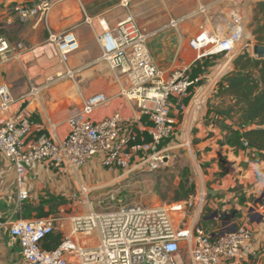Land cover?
I'll return each instance as SVG.
<instances>
[{
    "label": "crops",
    "instance_id": "obj_1",
    "mask_svg": "<svg viewBox=\"0 0 264 264\" xmlns=\"http://www.w3.org/2000/svg\"><path fill=\"white\" fill-rule=\"evenodd\" d=\"M38 1L0 0V36L14 45V50L7 57L0 56V85L8 84L13 97L9 115L32 120V139L36 140L43 134L63 138L68 133L70 117L83 108L87 98L102 92L109 100L96 107L93 120L119 113L124 119V129L135 141L150 140L149 119L141 115L135 101L122 94L129 85L128 79L102 57L100 36L103 29L99 17H105L114 27L126 16L132 15L148 34L147 43L158 67L170 75L178 67L189 66L190 77L195 80L185 98L186 108L183 111L177 106L172 109L179 133L168 142V146L162 148L170 151L190 145L194 139V146L209 170L227 171L219 178L213 177L211 172L206 179L210 184L207 185V203L211 209L206 217L216 210L223 216L235 213L231 222L240 224L251 215L250 222H246L253 229L252 240L238 257L221 264H264V253L261 251L264 217L258 221V215L251 213L248 181L247 177H243V153L227 143L217 142V137L223 138L226 130L221 127L224 119L220 120L213 109L214 103L218 105L221 102L217 96L219 82L225 73L233 69V59L239 52H222L198 58L197 50L190 44L191 39L203 31L209 34L227 33L231 23L228 10L235 8L245 24L243 50L251 51L253 55V46L257 42L251 23L253 4L257 1L129 0L127 6L123 4L125 0H53L48 25L38 17L19 21L17 7ZM174 19L179 21L176 27L171 25ZM51 32H72L76 36L80 47L70 55L69 60L63 61L56 44L49 40ZM19 43L21 46H18ZM60 74L64 76L57 78ZM31 81L40 88L37 95L29 92ZM143 168L141 163L130 171L109 169L104 166L100 155L93 156L82 167L60 165L52 159L39 160L27 165L25 177L30 195L20 201L15 166L0 152V264H19L23 260L20 241L11 232L14 222L57 214L60 216L58 219L64 222L58 230L63 239L71 233L70 217L82 212L79 199L88 197L91 201L90 196L115 194L117 187L122 185L127 189ZM237 184L245 185V188L234 189ZM82 185L87 186L88 195L82 191ZM182 205L175 204L176 214ZM186 213L184 209L181 215ZM176 214L175 217L179 218V213L178 216ZM205 220L208 225L203 226L210 231L224 223L220 217ZM198 222L197 218H189L181 228L199 225ZM77 238L82 239L81 235ZM185 257L182 252L177 253V264H185Z\"/></svg>",
    "mask_w": 264,
    "mask_h": 264
},
{
    "label": "built area",
    "instance_id": "obj_2",
    "mask_svg": "<svg viewBox=\"0 0 264 264\" xmlns=\"http://www.w3.org/2000/svg\"><path fill=\"white\" fill-rule=\"evenodd\" d=\"M123 4L128 6L129 0ZM52 6L53 0L19 5L17 17L21 22L38 17L48 25ZM228 18L231 23L227 33L209 34L203 31L191 39L190 44L197 50L198 58L222 52H242L245 41L243 17L238 10L231 8ZM99 22L103 29L100 36L102 57L128 79L129 85L122 94L135 101L141 115L149 119L150 140L135 141L124 129V119L119 113L93 120L96 107L109 100L102 92L87 98L83 108L70 117L65 137L53 138L43 134L36 140L32 139L34 123L29 117L9 115L13 102L11 89L8 84H1L0 152L15 166L20 201L30 195L25 174L27 165L32 162L52 159L60 165L82 167L93 156L100 155L104 166L109 169L130 171L142 163L146 169L154 171L170 158L168 149L162 148V145L179 133L172 109L175 106L180 111L186 108L185 98L195 83L190 77L189 66L178 67L170 75L161 70L149 49L148 34L132 15L126 16L114 27L103 16L99 17ZM178 22L174 19L171 25L176 27ZM49 40L56 44L63 61L69 60L70 55L80 47L72 32H51ZM13 50L14 45L0 36V56L7 57ZM63 76L60 74L57 78ZM39 89L31 81L29 92L37 95ZM82 191L88 195L86 185H82ZM205 196L206 191L202 189L199 192L201 203ZM87 198L79 200L89 203L90 210L70 217L71 233L54 248H45L43 244L56 231V218L50 216L14 222L11 232L18 237L23 252V260L19 264H177L175 255L183 248L185 264H221L238 257L253 238V229L246 222L251 220V215L240 224L224 222L212 231L197 224L181 228L175 224L171 211L177 208L175 204L182 203H175L171 208L127 203L116 209L98 212ZM111 198L116 199L115 194H111ZM190 205L192 201L185 202V208ZM185 208L182 205L177 211ZM95 232L94 244H84L77 238L80 235L94 236ZM261 249L264 253V243Z\"/></svg>",
    "mask_w": 264,
    "mask_h": 264
},
{
    "label": "rangeland",
    "instance_id": "obj_3",
    "mask_svg": "<svg viewBox=\"0 0 264 264\" xmlns=\"http://www.w3.org/2000/svg\"><path fill=\"white\" fill-rule=\"evenodd\" d=\"M255 6L256 3L253 4L254 9ZM226 136V132L223 133V138H218V136L217 142L219 144H225ZM195 142L196 141L192 139L190 145L185 144L168 151L167 154L170 155V158L168 161H165L159 169L154 171H150L146 168L141 169L138 176L131 180V185H127V189H124L123 185L117 187L118 189L114 192L116 199L113 200L111 198V193L101 197L90 196L94 209L98 212H104L116 209L127 203H141L149 206L162 205L168 208H171L175 203H182L183 208H185V202L192 201V205L185 208L187 211L186 214L181 215L182 211L178 212L179 218L175 217L176 210L171 211L175 224L184 227V222L189 221V218H197V220H199V226L204 227L203 225H208L205 217L210 214L211 210L208 206L209 196L207 195V185L209 186L210 184L207 183L206 179L211 172L213 173V177L219 178L223 177L227 171L219 169L209 170L206 162H202L200 154L194 146ZM166 146H168V142L163 144V147ZM208 148H210V146ZM241 150L243 153L242 162L245 164L243 177H247L248 191L251 196L250 202H252L251 210H253L251 213H259L264 217V198L260 199L264 194V159L253 162L250 160V156L253 155L252 150L250 148ZM244 186L237 184L234 189H242ZM202 189L206 191V196L201 203L199 192ZM89 210V203H82L80 211L88 212ZM67 212L70 215L72 213H69V210ZM52 216L56 218L55 227L57 235L59 234L58 230L64 222L58 219V217H60L59 215L55 214ZM44 217H50V215ZM81 237L84 244H94L96 242V240H94L96 238V232L94 236ZM182 253L186 255L185 248H183Z\"/></svg>",
    "mask_w": 264,
    "mask_h": 264
},
{
    "label": "trees",
    "instance_id": "obj_4",
    "mask_svg": "<svg viewBox=\"0 0 264 264\" xmlns=\"http://www.w3.org/2000/svg\"><path fill=\"white\" fill-rule=\"evenodd\" d=\"M251 27L256 42L264 44V1L256 2ZM233 66L219 82L217 96L221 104L213 109L220 120L224 119L221 127L227 133L226 143L250 148V160L258 162L264 159V58L243 50L234 57ZM61 240L62 235L55 231L43 246L54 248Z\"/></svg>",
    "mask_w": 264,
    "mask_h": 264
},
{
    "label": "water",
    "instance_id": "obj_5",
    "mask_svg": "<svg viewBox=\"0 0 264 264\" xmlns=\"http://www.w3.org/2000/svg\"><path fill=\"white\" fill-rule=\"evenodd\" d=\"M253 52L259 58H264V44H259V43L255 44L253 46ZM263 198H264V194L262 195V197L260 199H263ZM255 214H257L258 217H259L258 221L262 219V217H263L262 214H259V213H255ZM213 217H220V218H222L224 220V222H231V220L235 217V213H233L231 215H225V216H223V215H220V213H219L218 210H216L210 216L205 217V218H209L210 219V218H213ZM254 219H255V217H253V220Z\"/></svg>",
    "mask_w": 264,
    "mask_h": 264
}]
</instances>
